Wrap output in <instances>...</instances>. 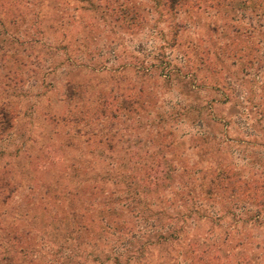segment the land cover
I'll list each match as a JSON object with an SVG mask.
<instances>
[{
    "label": "rangeland",
    "instance_id": "374dc122",
    "mask_svg": "<svg viewBox=\"0 0 264 264\" xmlns=\"http://www.w3.org/2000/svg\"><path fill=\"white\" fill-rule=\"evenodd\" d=\"M0 264H264V0H0Z\"/></svg>",
    "mask_w": 264,
    "mask_h": 264
},
{
    "label": "trees",
    "instance_id": "16d2710c",
    "mask_svg": "<svg viewBox=\"0 0 264 264\" xmlns=\"http://www.w3.org/2000/svg\"><path fill=\"white\" fill-rule=\"evenodd\" d=\"M164 238H165V237L158 236V240H159V241H161V240L164 241ZM156 244H157L158 246H160L162 243H160V242L157 241Z\"/></svg>",
    "mask_w": 264,
    "mask_h": 264
}]
</instances>
